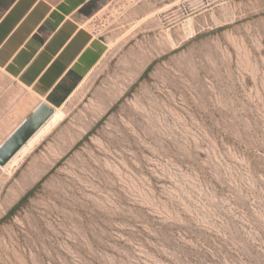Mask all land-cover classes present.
<instances>
[{
  "label": "rangeland",
  "instance_id": "374dc122",
  "mask_svg": "<svg viewBox=\"0 0 264 264\" xmlns=\"http://www.w3.org/2000/svg\"><path fill=\"white\" fill-rule=\"evenodd\" d=\"M87 23L105 57L0 168V264H264V0H102ZM32 101L0 71V144Z\"/></svg>",
  "mask_w": 264,
  "mask_h": 264
},
{
  "label": "crops",
  "instance_id": "0c3cea01",
  "mask_svg": "<svg viewBox=\"0 0 264 264\" xmlns=\"http://www.w3.org/2000/svg\"><path fill=\"white\" fill-rule=\"evenodd\" d=\"M100 1L0 0V71L36 100L6 139L40 103L72 100L103 60L106 43L87 23Z\"/></svg>",
  "mask_w": 264,
  "mask_h": 264
},
{
  "label": "water",
  "instance_id": "95a60500",
  "mask_svg": "<svg viewBox=\"0 0 264 264\" xmlns=\"http://www.w3.org/2000/svg\"><path fill=\"white\" fill-rule=\"evenodd\" d=\"M55 109L40 103L33 112L0 145V168L7 163L30 141V139L51 119Z\"/></svg>",
  "mask_w": 264,
  "mask_h": 264
},
{
  "label": "bare ground",
  "instance_id": "6f19581e",
  "mask_svg": "<svg viewBox=\"0 0 264 264\" xmlns=\"http://www.w3.org/2000/svg\"><path fill=\"white\" fill-rule=\"evenodd\" d=\"M35 101L36 100L33 98V101L29 106L31 105L33 106L35 104ZM64 116L65 114L62 111V107L57 108L51 119L30 139V141L2 169L17 170L20 167V165L24 162L26 157L29 154H31L38 145H40L44 137L48 135L60 122L63 121Z\"/></svg>",
  "mask_w": 264,
  "mask_h": 264
},
{
  "label": "trees",
  "instance_id": "16d2710c",
  "mask_svg": "<svg viewBox=\"0 0 264 264\" xmlns=\"http://www.w3.org/2000/svg\"><path fill=\"white\" fill-rule=\"evenodd\" d=\"M26 196H27V195H26ZM26 196H25L24 198H26ZM24 198H23V199H24Z\"/></svg>",
  "mask_w": 264,
  "mask_h": 264
}]
</instances>
